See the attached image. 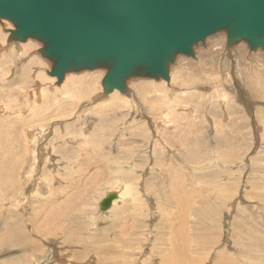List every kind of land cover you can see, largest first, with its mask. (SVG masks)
Masks as SVG:
<instances>
[{
  "label": "rangeland",
  "instance_id": "rangeland-1",
  "mask_svg": "<svg viewBox=\"0 0 264 264\" xmlns=\"http://www.w3.org/2000/svg\"><path fill=\"white\" fill-rule=\"evenodd\" d=\"M3 20L0 194L8 200L0 205V264H134L141 253L140 264H167L175 249L185 264H264V50L246 41L228 46L221 31L196 45L195 57L176 58L170 72L181 79H156L163 95L175 85L176 104L149 93L143 79L127 84L126 104L108 102L112 92L102 88L98 104L82 93L75 106L64 96L69 83L58 91L47 84L53 62L44 46L17 58L13 43L19 51L27 41H9L15 26ZM91 71L70 80L86 86ZM38 89L59 99L44 97L18 116L33 94H43ZM29 145L35 171L32 152L23 156ZM125 184L134 194L105 217L100 198ZM53 204L67 214L52 217Z\"/></svg>",
  "mask_w": 264,
  "mask_h": 264
},
{
  "label": "water",
  "instance_id": "water-1",
  "mask_svg": "<svg viewBox=\"0 0 264 264\" xmlns=\"http://www.w3.org/2000/svg\"><path fill=\"white\" fill-rule=\"evenodd\" d=\"M9 41L37 39L58 85L67 72L106 68L105 94L142 76L170 81V66L218 32L227 45L264 50V0H0ZM117 193L100 202L110 208Z\"/></svg>",
  "mask_w": 264,
  "mask_h": 264
},
{
  "label": "bare ground",
  "instance_id": "bare-ground-1",
  "mask_svg": "<svg viewBox=\"0 0 264 264\" xmlns=\"http://www.w3.org/2000/svg\"><path fill=\"white\" fill-rule=\"evenodd\" d=\"M0 22L1 23H6L7 21L6 20H3V21H1L0 20ZM9 23V22H8ZM10 25V24H9ZM7 26V25H6ZM10 28V27H9ZM15 29V28H14ZM11 30H13V28H11L10 29V31ZM13 41V40H12ZM17 41V40H16ZM36 41V39H33V38H30V39H28L27 40V42L26 43H23V44H21V43H19V45H16V46H18V48H19V51H16V49H15V43H13V45H12V53L13 54H15V55H18L17 56V58H19L20 57V55L21 56H25L26 54H28V53H30V51H32L33 49H35V48H38L39 46H44V44L42 43V45H41V43H39V42H35ZM21 42V41H20ZM4 45V44H3ZM9 47V45L6 47V48H8ZM9 50H11L10 48H9ZM6 54V53H5ZM33 55V54H32ZM46 67V66H45ZM51 68H52V66H51ZM47 70H48V72H49V75H50V71H51V69L49 68H46ZM103 68H96V69H93L91 72H89L90 73V75L93 77V80H92V82H90V83H85L86 84V86H84V85H82V86H78L81 82H77V81H72V80H70V79H74L75 78V76L77 75V73H76V71H71V72H67L66 73V75H65V78H64V81L61 83V84H59L58 85V83H57V85L55 84V85H53L55 82H56V76H52V75H50L49 76V78L48 77H46L47 78V81L49 82V83H47V84H50L55 90L57 89V91L63 86V85H66V84H68L69 83V85H71L70 86V88L72 89L71 90V92L69 93L68 91H66V93H65V98L66 97H68L69 98V100H71L72 101V103H70V105H77V104H79L81 101H82V96H83V94L82 93H85V94H89V96L88 97H86V98H89L88 100H90V103H92L93 101H97L96 102V104H98V101L100 100V98H101V94L99 93L101 90H102V88H103V85H102V83H101V79H102V77H104V75H105V70H102ZM36 71V70H35ZM82 71V70H81ZM46 73V72H45ZM82 73V72H81ZM84 73V72H83ZM86 73H88V72H86ZM42 74V73H41ZM82 75V74H81ZM37 76V75H36ZM44 77V76H43ZM177 77H178V79L180 78V76H177V75H175L174 73H171L170 72V81H167V80H164L163 82L164 83H166V82H168L167 84H171V83H173V81H176V79H177ZM141 78V80L139 79V78H137V79H134V81H131L130 79L127 81V84L128 85H130V84H132V83H135L136 81V83H135V86L137 87V84L139 83V82H141V83H144L143 82V79H144V81H145V86H144V88L145 89H147L148 91H149V93L151 92H154V93H156V95L159 97V96H161V97H164V96H167L166 98H167V103H169V104H176V102H177V100L179 99V97H180V93H179V91L174 87L175 85H171V87L168 89V92H167V95H163L162 93H161V91H162V87L161 86H159V84H158V82L156 81V79L155 78H148V77H140ZM43 79V78H42ZM45 79V78H44ZM76 79V78H75ZM181 79V78H180ZM35 80V79H34ZM46 80V79H45ZM36 81V80H35ZM41 81V80H40ZM58 81V80H57ZM72 81V82H71ZM35 83V82H34ZM43 83H44V81H43ZM46 83H45V85H46ZM75 84H77V86L75 87ZM42 85V84H41ZM43 86V85H42ZM41 87V86H40ZM48 87V86H47ZM60 87V88H59ZM134 87V86H133ZM143 87V86H142ZM19 88H21V87H19ZM22 89L23 88H21V91H22ZM41 89V88H40ZM43 89H46L45 87L43 88ZM42 89V90H43ZM47 89H49V88H47ZM46 89V90H47ZM181 89V88H180ZM18 90V89H17ZM39 90V89H38ZM42 90H39L38 92H40V91H42ZM45 90V91H46ZM50 90V89H49ZM49 90H48V92H49ZM104 90V89H103ZM183 90V89H182ZM185 90V89H184ZM184 90L182 91V93H184ZM99 91V92H98ZM35 92V91H34ZM47 92V93H48ZM53 92V91H52ZM166 92V91H165ZM164 92V93H165ZM26 93V92H25ZM96 93H97V96H95L96 95ZM102 93H104V92H102ZM148 93V94H149ZM28 94V93H27ZM148 94H146V97L145 98H147L148 97ZM36 95H37V99L36 100H34V98H36ZM57 96V95H56ZM123 96V92H120L119 90H117V89H115V90H113L112 91V94L111 95H109L108 97H106L107 99H105V100H107L108 102L109 101H114V102H116V101H120V100H122L123 101V103H127V100H128V98H125V97H122ZM183 96V95H182ZM44 97H47V98H53V99H56V100H58L59 98H57V97H51V95H47V94H45L44 93V90H43V94L41 93H35V94H33L32 95V99L33 100H31V98L30 99H28V104L26 105V107H25V109H23V110H21V111H19V113H18V116H20V117H22V116H24V117H26V115H27V113H29L30 111H32L33 109H34V107H35V105L37 104V103H40V102H42L43 101V99H44ZM62 98V97H61ZM85 98V99H86ZM30 100V101H29ZM103 102H104V100H103ZM55 105L54 106H56V105H58V103L57 102H55L54 103ZM96 107V106H95ZM169 107H171V106H169ZM27 108V109H26ZM1 109V108H0ZM2 111H0V112H3V111H5L6 109H1ZM8 111V110H7ZM72 112V110L71 111H69L68 113H71ZM16 113V112H15ZM16 113V114H17ZM6 114H7V112H6ZM39 114H41V113H39ZM9 115H13V114H10L9 113ZM15 115V114H14ZM38 116V114H36L35 115V117H37ZM16 117V116H15ZM6 118V117H5ZM4 119V118H3ZM26 128H27V126H26ZM30 131V130H29ZM2 132V131H1ZM95 133V132H94ZM25 135V134H24ZM26 135H29V134H26ZM25 135V136H26ZM92 136H93V133H92ZM35 137V136H34ZM27 138V137H26ZM29 138H30V140H35V139H31V136H29ZM26 140H28V139H26ZM10 141V140H9ZM29 141V140H28ZM40 141V140H39ZM50 141V140H49ZM34 142V141H33ZM32 142V143H33ZM26 143V142H25ZM24 144V143H23ZM28 145V144H27ZM37 145V144H36ZM87 145V144H86ZM30 147V149H28V146H25V147H27V151L26 150H24V152L26 151V153H24L23 154V156H25L26 154H29V153H31L32 152V154L34 155V156H32V158H33V162H32V167H34V171L36 170V166H38V165H36L37 164V158L38 157H36L37 155L36 154H34V152L36 151L35 150V147L33 148L31 145H29ZM40 146V145H39ZM95 146H96V144H95ZM2 147V146H1ZM42 147V146H41ZM47 147V146H46ZM46 147H44V148H46ZM7 148V147H6ZM31 148L33 149L32 151H31ZM39 148V147H38ZM40 149V148H39ZM43 149V148H42ZM78 149V148H77ZM35 150V151H34ZM3 153V152H2ZM37 153V152H36ZM39 153V152H38ZM40 154V153H39ZM38 154V155H39ZM42 154V153H41ZM44 155V154H43ZM48 156V155H47ZM46 156V157H47ZM43 158V157H42ZM41 158V159H42ZM1 159V158H0ZM46 161H48V159L46 160ZM22 162H25V159L22 161ZM49 162V161H48ZM54 162V161H53ZM45 164V163H44ZM44 166V165H43ZM46 167V166H45ZM38 168V167H37ZM50 168V167H49ZM41 170V169H40ZM39 170V172H41ZM42 173V172H41ZM128 173V172H127ZM35 174V173H34ZM40 174V173H39ZM129 174V173H128ZM41 175V174H40ZM30 176V175H29ZM34 177L33 176V174L30 176V181L28 182V187H29V184L31 183V180H33L32 178ZM42 180V179H41ZM36 181H37V179H36ZM139 181V180H138ZM133 182V181H132ZM18 183H20V181L18 182ZM41 183V181H38V182H36V185H38V184H40ZM140 184V183H139ZM122 185V184H121ZM39 186V185H38ZM16 187H17V185H16ZM22 187H24L23 185H22ZM140 187V186H139ZM133 186H131V184L129 185H127V184H125V186L124 187H122V189L121 190H117L118 191V193H117V197L112 201V203H111V205H110V208H108V209H106V210H102V211H104V215H106L105 217H108L107 215L109 214V212H112V211H114V210H116L117 209V207H118V205H119V203L121 204V200L124 198V196L126 195V194H128V195H133L134 193H133ZM39 189H41V188H39ZM136 188H134V190H135ZM16 190V189H15ZM34 190V189H33ZM187 190V189H186ZM188 191V190H187ZM16 192V191H15ZM14 192V190H13V196L16 194ZM17 192H18V190H17ZM111 192V191H110ZM110 192H106L107 194L104 196V197H102V198H100V200H99V202H98V204L100 203V202H102V200L110 193ZM3 193V192H2ZM0 194V205L2 204L3 205V203L4 204H7L6 202H7V200H8V197H7V195L5 196L4 194ZM15 193V194H14ZM116 193V192H115ZM137 193V192H136ZM135 193V194H136ZM139 193V192H138ZM25 194H27V193H25ZM35 193H33V195H34ZM137 195V194H136ZM37 197V196H36ZM185 197H189V194L188 193H186L185 194ZM125 200H126V198H125ZM13 201V203H14V206H16V207H18L19 205H21V204H19L20 202V200H19V198H15V196H14V199L12 200ZM27 201V200H26ZM123 201H124V199H123ZM19 202V203H18ZM126 202V201H125ZM139 204V203H138ZM68 206V205H67ZM120 206V205H119ZM52 207L53 208H51V210H55L56 212L52 215V217H54L55 216V214L56 215H65V211H66V208L64 209V206L61 204V207H59V205H52ZM26 208V207H25ZM57 208H60V209H57ZM126 210V209H125ZM67 211H68V209H67ZM67 211H66V214H67ZM119 212V211H118ZM9 213L10 214H13V211L12 210H9ZM70 213V212H69ZM103 214V213H102ZM179 216V218H181V220H186L187 219V214L182 210V209H179V214H178ZM59 217V216H58ZM61 217V216H60ZM10 219V218H9ZM61 219V218H60ZM70 219V218H69ZM19 220V219H18ZM133 220V219H132ZM20 221V220H19ZM49 221H51V220H49ZM62 221V220H61ZM134 221V220H133ZM16 222H18V221H16ZM21 223V222H20ZM127 223V222H126ZM131 223V222H130ZM14 224V223H13ZM128 224V223H127ZM140 224V223H139ZM21 225V224H20ZM136 225V224H135ZM125 226V225H124ZM132 226V225H131ZM13 227V226H12ZM123 227V226H122ZM14 228V227H13ZM20 228H21V226H20ZM127 228V227H126ZM131 228V227H130ZM139 228V227H138ZM15 230V229H14ZM26 230V229H25ZM128 230H129V228H128ZM128 230H126L125 232H127ZM20 231H22V229L20 230ZM24 231V230H23ZM24 233H26V232H24ZM15 234V233H14ZM28 234V233H27ZM117 234V233H116ZM125 234V233H124ZM5 235H6V237H7V239H8V234L7 233H5ZM119 235H121V234H119ZM123 235V234H122ZM15 236V235H14ZM123 236H125V235H123ZM16 237V236H15ZM4 238H5V236H4ZM3 238V239H4ZM17 240H18V238H17ZM16 240V241H17ZM21 240V239H20ZM125 240V239H124ZM16 241H14V242H16ZM6 242V241H5ZM13 242V243H14ZM18 242V241H17ZM49 246V245H48ZM123 246V245H122ZM27 253V252H26ZM53 257V256H52ZM145 257V256H144ZM143 257V254L141 253L140 254V256H138L137 257V261H135L134 262V264H137V263H139L140 264V262L141 263H146V260L145 259H143V261H142V258H144ZM161 259V258H160ZM163 259V258H162ZM164 262H166L167 264H185L182 260H181V254L179 253V250L178 249H175L173 252H172V254L169 256V257H165L164 256ZM153 260V259H152ZM154 260H155V258H154ZM155 263V261H150V264H154ZM6 264H20V261L18 260V259H12L9 263H6ZM21 264H24L22 261H21Z\"/></svg>",
  "mask_w": 264,
  "mask_h": 264
}]
</instances>
